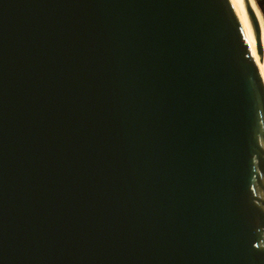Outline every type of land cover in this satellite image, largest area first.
Here are the masks:
<instances>
[{"label": "water", "instance_id": "1", "mask_svg": "<svg viewBox=\"0 0 264 264\" xmlns=\"http://www.w3.org/2000/svg\"><path fill=\"white\" fill-rule=\"evenodd\" d=\"M0 264H264L234 0H0Z\"/></svg>", "mask_w": 264, "mask_h": 264}, {"label": "bare ground", "instance_id": "2", "mask_svg": "<svg viewBox=\"0 0 264 264\" xmlns=\"http://www.w3.org/2000/svg\"><path fill=\"white\" fill-rule=\"evenodd\" d=\"M234 1L240 12L242 21L244 23L245 29L247 31L248 37L250 39L251 45L253 47L258 64L260 66L261 72L264 77V16H263V13L256 0H234ZM251 13H253V17L255 19L258 18V21L260 22V27L262 29V33L260 36V40H262V44H263L262 45V48H263L262 55L260 54V51H259V41L257 39L256 32L253 26V22H252L253 19H252Z\"/></svg>", "mask_w": 264, "mask_h": 264}]
</instances>
